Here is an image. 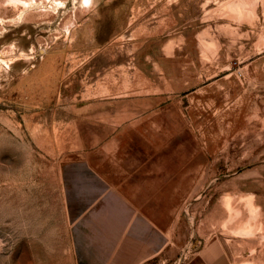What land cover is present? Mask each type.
I'll list each match as a JSON object with an SVG mask.
<instances>
[{
    "label": "rangeland",
    "instance_id": "obj_1",
    "mask_svg": "<svg viewBox=\"0 0 264 264\" xmlns=\"http://www.w3.org/2000/svg\"><path fill=\"white\" fill-rule=\"evenodd\" d=\"M146 167L175 207L147 264H264V0H0V264H75L78 183Z\"/></svg>",
    "mask_w": 264,
    "mask_h": 264
},
{
    "label": "crops",
    "instance_id": "obj_2",
    "mask_svg": "<svg viewBox=\"0 0 264 264\" xmlns=\"http://www.w3.org/2000/svg\"><path fill=\"white\" fill-rule=\"evenodd\" d=\"M147 160L146 156H132L128 161L137 165ZM89 170L91 174L83 177V185L78 183L69 205L74 263L147 264L165 256L170 241L168 210L175 207L168 208L159 172L146 167L121 181ZM233 251L227 243L217 245L193 254L182 264H235Z\"/></svg>",
    "mask_w": 264,
    "mask_h": 264
},
{
    "label": "snow or ice",
    "instance_id": "obj_3",
    "mask_svg": "<svg viewBox=\"0 0 264 264\" xmlns=\"http://www.w3.org/2000/svg\"><path fill=\"white\" fill-rule=\"evenodd\" d=\"M86 2H87V0H86Z\"/></svg>",
    "mask_w": 264,
    "mask_h": 264
}]
</instances>
